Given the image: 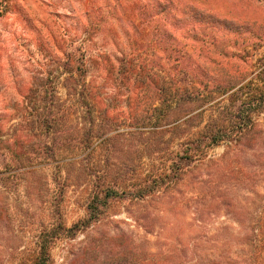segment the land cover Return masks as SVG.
I'll list each match as a JSON object with an SVG mask.
<instances>
[{
  "label": "rangeland",
  "instance_id": "374dc122",
  "mask_svg": "<svg viewBox=\"0 0 264 264\" xmlns=\"http://www.w3.org/2000/svg\"><path fill=\"white\" fill-rule=\"evenodd\" d=\"M169 44L184 47L173 56L190 57L205 69L201 77L251 79L264 60V0H0V264H32L40 233L59 215L68 226L85 217L99 182V151L68 146L84 124L64 101L73 54L83 53L93 103L99 109L101 95L118 107L122 129L130 116L127 94L138 93L144 81L157 96ZM132 66L144 76L128 75ZM148 102L157 105L156 97ZM55 112L47 134L39 113ZM52 140L61 147L53 154L42 146ZM224 149L220 144L208 155L217 158ZM104 213L107 235L98 221L57 240L48 264H99V257L137 242L172 249L179 236L174 209L155 221L152 233L136 227L122 203Z\"/></svg>",
  "mask_w": 264,
  "mask_h": 264
},
{
  "label": "trees",
  "instance_id": "16d2710c",
  "mask_svg": "<svg viewBox=\"0 0 264 264\" xmlns=\"http://www.w3.org/2000/svg\"><path fill=\"white\" fill-rule=\"evenodd\" d=\"M143 20L141 16L138 21ZM166 50L157 96L144 81L137 84L138 93L125 96L130 116L122 129L119 122L125 121L118 119V107L101 95L99 109L93 103L83 53L73 54L64 101L80 111L84 126L73 131L68 146L99 151V182L86 203L85 217L68 226L59 215L40 233L32 264H48L57 240L73 238L98 221L99 233L107 235L102 230L108 221L104 212L119 203L134 225L148 233L174 209L179 236L172 249L129 243L99 257V264H264V60L246 81L231 82L224 73L211 81L198 74L205 69L189 56L187 62L184 55L173 56L181 48L169 44ZM134 71L136 77L144 76L133 66L128 75ZM153 97L157 105L149 104ZM55 102L59 107L63 101ZM49 114L39 113L47 134L57 120V112ZM220 144L225 147L221 156L209 157V149ZM55 145L52 140L42 146L53 154L61 150ZM158 228L162 235L164 227Z\"/></svg>",
  "mask_w": 264,
  "mask_h": 264
}]
</instances>
